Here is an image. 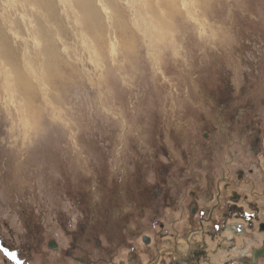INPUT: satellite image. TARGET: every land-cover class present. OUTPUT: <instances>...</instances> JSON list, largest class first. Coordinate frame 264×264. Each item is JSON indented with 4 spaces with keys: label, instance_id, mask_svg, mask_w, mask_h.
Instances as JSON below:
<instances>
[{
    "label": "rangeland",
    "instance_id": "rangeland-1",
    "mask_svg": "<svg viewBox=\"0 0 264 264\" xmlns=\"http://www.w3.org/2000/svg\"><path fill=\"white\" fill-rule=\"evenodd\" d=\"M101 1L92 0L91 16L62 0H0V240L16 255L0 241V264H37L40 240L67 239L64 225L72 230L81 215L64 190H83L91 221L109 220L102 203L114 195L131 230L135 199L126 191L165 146L173 155L178 143L219 151L224 174L243 171L235 181L242 194L254 181L264 195V0ZM43 74L44 86L34 78ZM229 106L250 143L235 148L234 160L203 139L230 127L222 117ZM257 200L264 219V198Z\"/></svg>",
    "mask_w": 264,
    "mask_h": 264
},
{
    "label": "flooded vegetation",
    "instance_id": "flooded-vegetation-1",
    "mask_svg": "<svg viewBox=\"0 0 264 264\" xmlns=\"http://www.w3.org/2000/svg\"><path fill=\"white\" fill-rule=\"evenodd\" d=\"M224 112H228L222 117L230 127L226 126L222 135V129L214 127L215 132L205 131L203 139L222 148L221 152L225 150L228 158L234 160L235 148H245L250 143L239 138L240 117L233 106L225 107ZM256 144L260 145V141ZM160 151L154 157L155 163L148 164L138 178L136 190L126 191L135 199V224L131 230L127 231L123 203L114 195L105 194L102 205L109 220L101 222L95 218L91 221V205L83 199V190H62V197L81 217L72 230L64 225L62 231L67 239L40 240V246L46 248L37 264H262L264 219L257 199L264 195L258 197L255 182H249L252 192L242 194L235 181L245 180L243 171L224 174L219 151L214 156L206 153L204 147L198 150L181 143L175 148L176 155L168 146ZM259 152L257 149L253 154ZM195 154L206 159L196 160ZM245 157H249L248 148ZM192 162L196 168L190 170ZM252 173L250 170V176ZM131 216L129 213L128 218ZM69 239L71 244L66 246ZM181 241L186 245L182 246ZM1 242L12 249V256L8 255L14 260L12 242L10 246ZM224 252L225 256H218ZM49 258L55 261L50 262Z\"/></svg>",
    "mask_w": 264,
    "mask_h": 264
},
{
    "label": "bare ground",
    "instance_id": "bare-ground-1",
    "mask_svg": "<svg viewBox=\"0 0 264 264\" xmlns=\"http://www.w3.org/2000/svg\"><path fill=\"white\" fill-rule=\"evenodd\" d=\"M65 4L66 3H69V5H70V7H71V9L73 10V11H75V9H77V5L81 8V10L82 11H84L83 13L85 14V13H88V14H90L91 16H95L96 15V10L95 9H92V6H93V3H92V0H62ZM134 2V0H128V2L129 3H131V2ZM71 2H73V4L71 3ZM100 2L102 3V1L100 0ZM39 5H41V3H39ZM42 7H43V5H42ZM132 7L133 8H135V6L132 4ZM103 8H104V10L105 11H107V9H105V6H103ZM136 11V14L134 15V18H133V20L135 21V20H137L138 19V15H139V12H138V10L137 9H135ZM57 12V11H56ZM59 14V13H58ZM77 15V14H76ZM83 16V15H82ZM99 15L97 14V17H98ZM56 17V16H55ZM85 17V16H84ZM87 17V16H86ZM96 18V17H95ZM85 19V18H84ZM97 20V19H96ZM95 20V21H96ZM99 20V19H98ZM90 21V20H89ZM101 21V20H100ZM84 22V21H83ZM100 23V22H99ZM102 24H104V23H102ZM136 24V23H135ZM8 25H10V24H8ZM101 25V24H100ZM101 27H103V25L101 26ZM138 27V26H137ZM100 29H102V28H100ZM105 29H106V27H105ZM142 29H144L145 31H146V28L142 25ZM11 30L13 31V29L11 28ZM102 31V30H101ZM14 32V31H13ZM15 33H17L16 31H15ZM18 34V33H17ZM125 33L124 32H122V36L124 35ZM38 35V34H37ZM4 36V34H2V33H0V41L1 42H3V41H6V36L5 37H3ZM40 36V35H39ZM124 38V37H123ZM125 39V38H124ZM110 40V39H109ZM126 40V39H125ZM104 41V40H103ZM121 42V41H120ZM126 41H124V43H125ZM7 43V42H6ZM123 44V43H122ZM112 45V47L114 46V43H112L111 44ZM104 46H105V44H104ZM88 48L92 51V52H94V51H96V50H94V49H92L91 48V46L88 44ZM115 49V48H114ZM103 51V50H102ZM102 51L99 53L100 55L102 54ZM53 52V51H52ZM6 53V52H5ZM54 54V53H53ZM51 55V54H50ZM57 55V54H56ZM95 55H96V57H97V61H100V62H102V59L100 58V55H98V54H96L95 53ZM7 56V55H6ZM56 57V56H55ZM8 58V57H7ZM52 58V57H51ZM51 58H50V60H51ZM59 58V57H58ZM48 59V58H47ZM55 59V58H54ZM53 59V60H54ZM101 59V60H100ZM114 59H115V56H114ZM58 60V59H57ZM10 61V60H9ZM97 61H95V63H97ZM6 62V61H5ZM82 62V61H81ZM103 62H104V60H103ZM26 63H27V65L26 66H28V67H32L31 66V63H30V61H29V59L27 58L26 59ZM47 64H46V66H48L49 67V69H50V71H52V70H56V73H58V75L60 74V69H59V67L57 66V62H53V61H50V62H46ZM10 65V64H9ZM97 65H98V63H97ZM69 66H71V65H69ZM84 66V65H83ZM87 66V65H86ZM4 67V66H3ZM48 67H47V69H48ZM51 67H53V69H51ZM67 67H68V65H67ZM73 68V67H72ZM71 68V69H72ZM43 69V68H42ZM97 69V68H96ZM17 70H18V68L16 67L15 69H14V75L16 76V80L18 81V87H20V89L22 90V94L25 96V97H27V94H28V91H29V89H28V84L26 83V80H25V78L22 76V74L21 73H19V72H17ZM29 70V69H28ZM64 70V69H63ZM75 70H76V68H75ZM32 71V70H31ZM37 72V71H36ZM55 72V71H54ZM80 72V71H79ZM32 73V72H31ZM33 73H34V70H33ZM53 73V72H52ZM77 73V72H76ZM8 74V73H7ZM48 74V73H47ZM9 75V74H8ZM36 75V74H35ZM44 74L41 76V75H39L38 77H34L35 79H37L38 80V82L40 83V85H42V86H44L45 84H44ZM51 76V75H50ZM54 76V75H53ZM63 76V75H62ZM61 76V77H62ZM6 77H8L7 75H6ZM6 77L4 76V79L6 80ZM46 78V77H45ZM64 78V77H63ZM62 78V79H63ZM65 79V78H64ZM51 80V79H50ZM60 80V79H59ZM33 81V80H32ZM31 82V81H30ZM29 82V83H30ZM37 82V81H36ZM83 82V81H82ZM10 83V82H9ZM11 84V83H10ZM38 84V83H37ZM8 86V85H7ZM10 87V86H9Z\"/></svg>",
    "mask_w": 264,
    "mask_h": 264
},
{
    "label": "crops",
    "instance_id": "crops-1",
    "mask_svg": "<svg viewBox=\"0 0 264 264\" xmlns=\"http://www.w3.org/2000/svg\"><path fill=\"white\" fill-rule=\"evenodd\" d=\"M183 245H185L184 243H183ZM38 262V261H37Z\"/></svg>",
    "mask_w": 264,
    "mask_h": 264
}]
</instances>
